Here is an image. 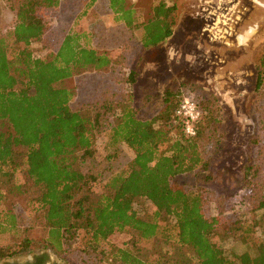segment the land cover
I'll return each mask as SVG.
<instances>
[{
  "label": "trees",
  "instance_id": "1",
  "mask_svg": "<svg viewBox=\"0 0 264 264\" xmlns=\"http://www.w3.org/2000/svg\"><path fill=\"white\" fill-rule=\"evenodd\" d=\"M66 1L71 0H21L5 35L0 24V238L23 235L19 242L0 244V260L33 251L35 221L47 229L41 245L60 253L66 264H102L109 257L118 264H264V56L250 105L255 128L245 164L239 173H213L211 162L226 138L216 99L197 102L202 117L194 136L185 135L176 116L185 85L167 88L149 113H143L149 104L137 102L141 66L174 34L175 6L159 0L148 20L136 22L127 0L86 3L84 14L105 3L118 21L142 35L125 74L131 91L122 94L111 84L96 100L74 108L73 91L63 81L82 70L113 71L114 62L91 46L89 34L73 30L74 24L54 45L58 30L51 11ZM101 134L125 143L135 157L127 169L112 172L96 197L95 177L76 163L89 160ZM166 142L169 148L161 152ZM22 171L29 186L19 182ZM15 193L33 203L30 224L11 206ZM137 201L156 208L152 220L139 215ZM212 204L216 213L208 215ZM125 232H135L138 240L162 235L169 248L144 258L136 240L118 248L111 244ZM228 239L253 245V252H228Z\"/></svg>",
  "mask_w": 264,
  "mask_h": 264
},
{
  "label": "rangeland",
  "instance_id": "2",
  "mask_svg": "<svg viewBox=\"0 0 264 264\" xmlns=\"http://www.w3.org/2000/svg\"><path fill=\"white\" fill-rule=\"evenodd\" d=\"M90 0L63 2L51 11V22L58 30L54 37L56 46L60 38L72 28L89 34V43L100 52L111 56L114 70L95 72L82 70L63 81V85L73 91V106L79 108L88 101H94L111 84L122 94H128L130 85L125 82L129 64L136 58L140 43V31L131 30L123 20L118 21L105 3L102 7H91ZM175 6L176 25L174 34L167 39L159 51L147 54L141 66V76L137 82L138 104H149L143 113L156 108L167 88L175 89L185 85L183 100L190 98L198 103L205 98L217 100L223 114V128L226 138L220 151L211 162L213 173L230 168L239 173L245 164V147L255 128V116L251 111V101L255 94L258 67L264 56V0H163ZM21 0H0V24L2 34H6L16 23V14ZM159 0H127V8L132 9L136 22L146 21L151 16ZM83 13V14H82ZM122 80V81H121ZM131 91V89H130ZM155 97L148 103L150 96ZM144 104L142 105L144 107ZM175 135H170L174 139ZM169 142L162 144L161 152H167ZM86 163H76L84 173L92 174V188L96 197L105 191V184L117 169H127L135 157V152L125 143L113 141L109 135L101 134L97 146L89 152ZM116 168V169H115ZM19 182H26L24 171ZM32 182L27 181V186ZM12 207L24 224L31 223L32 206L24 193H15ZM135 208L142 218L152 220L156 208L148 201H137ZM206 213L214 215V204L207 206ZM173 223V219H168ZM31 224L33 236L38 240L33 251L47 252L51 259L65 263L62 255L52 248H45L40 241L47 235L43 225ZM21 232V231H20ZM170 233L165 232L167 237ZM163 235V236H164ZM5 237V236H4ZM0 238V244L19 242L16 237ZM162 235L149 240H138L135 232L116 234L111 244L116 248L137 241L142 257H155L163 245ZM262 238L256 237L257 242ZM224 246L228 252H242L253 245L239 240L228 239ZM30 253L15 254L0 260H26ZM102 264H118L110 257Z\"/></svg>",
  "mask_w": 264,
  "mask_h": 264
},
{
  "label": "built area",
  "instance_id": "3",
  "mask_svg": "<svg viewBox=\"0 0 264 264\" xmlns=\"http://www.w3.org/2000/svg\"><path fill=\"white\" fill-rule=\"evenodd\" d=\"M176 116L182 121V128L186 136L196 134V124L202 117V111L196 101L185 98L176 110Z\"/></svg>",
  "mask_w": 264,
  "mask_h": 264
},
{
  "label": "flooded vegetation",
  "instance_id": "4",
  "mask_svg": "<svg viewBox=\"0 0 264 264\" xmlns=\"http://www.w3.org/2000/svg\"><path fill=\"white\" fill-rule=\"evenodd\" d=\"M0 264H64L56 260L51 259L47 252H35L30 253L26 260H4Z\"/></svg>",
  "mask_w": 264,
  "mask_h": 264
}]
</instances>
